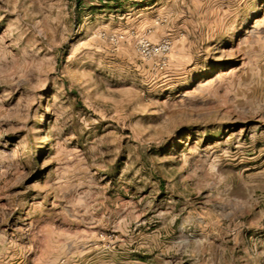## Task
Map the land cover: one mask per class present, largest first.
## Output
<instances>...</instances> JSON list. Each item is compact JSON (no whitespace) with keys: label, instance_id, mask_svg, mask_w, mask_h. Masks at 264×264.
<instances>
[{"label":"rangeland","instance_id":"1","mask_svg":"<svg viewBox=\"0 0 264 264\" xmlns=\"http://www.w3.org/2000/svg\"><path fill=\"white\" fill-rule=\"evenodd\" d=\"M120 2L0 0V264H264V0Z\"/></svg>","mask_w":264,"mask_h":264},{"label":"trees","instance_id":"2","mask_svg":"<svg viewBox=\"0 0 264 264\" xmlns=\"http://www.w3.org/2000/svg\"><path fill=\"white\" fill-rule=\"evenodd\" d=\"M101 3V5L105 7H120L121 5L120 0H101Z\"/></svg>","mask_w":264,"mask_h":264}]
</instances>
